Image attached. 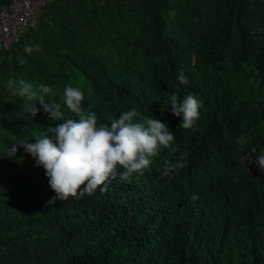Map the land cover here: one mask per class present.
<instances>
[{
    "label": "trees",
    "instance_id": "trees-1",
    "mask_svg": "<svg viewBox=\"0 0 264 264\" xmlns=\"http://www.w3.org/2000/svg\"><path fill=\"white\" fill-rule=\"evenodd\" d=\"M20 80L52 88L44 99L66 119H78L60 99L71 85L98 124L132 109L164 122L177 151L61 200L23 147L7 157L54 126L38 100L16 94ZM173 92L200 102L193 128L168 110ZM261 150L264 0H54L0 46V264H264V170L247 163ZM185 151L186 167L163 175Z\"/></svg>",
    "mask_w": 264,
    "mask_h": 264
},
{
    "label": "clouds",
    "instance_id": "clouds-1",
    "mask_svg": "<svg viewBox=\"0 0 264 264\" xmlns=\"http://www.w3.org/2000/svg\"><path fill=\"white\" fill-rule=\"evenodd\" d=\"M38 50L39 45L25 47V52L29 54ZM19 63L23 65L26 61L20 60ZM178 80L181 84L188 83L182 70ZM15 83L9 81V86ZM16 94L24 97L26 102L38 100L44 111L50 114L49 119L54 126L50 125L45 134L35 136V143L22 140L14 144L7 157H16L18 145L23 147L26 153L35 158L37 166H43L51 188L61 200L92 196L98 188L106 191L113 180L123 182L134 174L143 175L152 158L162 149L172 153L177 151L173 146L175 135L167 124L152 117L138 118L135 109L120 113L110 124H98L97 114L82 107L84 93L78 87L65 86L60 97L66 109L78 117L76 120L65 118L61 103L44 99L45 95H54L48 85L41 84L36 88L20 80ZM168 103V110L182 117L179 127L193 128L200 116V102L193 95L181 100L173 92ZM26 111L35 117L39 109L32 103L27 105ZM252 152L256 153V149L252 148ZM188 155L185 151L175 161L166 160L162 174L175 173L186 167ZM253 162L264 170V150L247 163ZM198 198L197 194H193L190 200Z\"/></svg>",
    "mask_w": 264,
    "mask_h": 264
},
{
    "label": "built area",
    "instance_id": "built-area-1",
    "mask_svg": "<svg viewBox=\"0 0 264 264\" xmlns=\"http://www.w3.org/2000/svg\"><path fill=\"white\" fill-rule=\"evenodd\" d=\"M54 0H11L0 6V46L10 49L29 29L41 10Z\"/></svg>",
    "mask_w": 264,
    "mask_h": 264
}]
</instances>
